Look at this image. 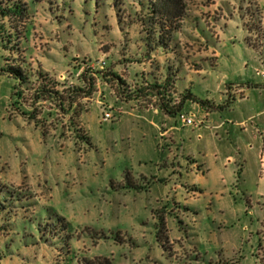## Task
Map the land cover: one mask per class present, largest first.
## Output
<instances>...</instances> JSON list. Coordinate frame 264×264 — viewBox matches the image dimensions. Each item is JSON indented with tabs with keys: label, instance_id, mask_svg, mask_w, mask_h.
<instances>
[{
	"label": "rangeland",
	"instance_id": "374dc122",
	"mask_svg": "<svg viewBox=\"0 0 264 264\" xmlns=\"http://www.w3.org/2000/svg\"><path fill=\"white\" fill-rule=\"evenodd\" d=\"M23 1V38L0 20V186L27 206L0 264H264V0H182L163 48L148 0ZM44 208L71 229L13 237Z\"/></svg>",
	"mask_w": 264,
	"mask_h": 264
},
{
	"label": "trees",
	"instance_id": "16d2710c",
	"mask_svg": "<svg viewBox=\"0 0 264 264\" xmlns=\"http://www.w3.org/2000/svg\"><path fill=\"white\" fill-rule=\"evenodd\" d=\"M63 2V6L66 7V2L70 3L68 4L70 6V11L73 12L74 8L71 3L74 2V0H61ZM114 5L113 8L118 12L119 9V2L117 0H113ZM150 5H148L149 11H144L146 14L148 12H152L153 18H159L158 22L162 23L158 26V33H155L157 36V42L156 45L159 47H166L168 45V42L172 39V34L175 30H178V25H172L170 22H174L175 20H181L184 15V5L182 3V0H148ZM89 2H95L96 9L99 11L102 0H83L82 5L88 4ZM65 4V5H64ZM144 6V5H143ZM146 7L144 8V10ZM30 13V6L29 3L23 0H0V20L5 22V20H9L10 23V29L14 30L16 33L19 34L20 38L24 37L25 31L19 30L18 25L21 23H24L29 18ZM156 20V19H155ZM163 20V21H162ZM14 22H16V25H13ZM169 22V23H168ZM157 25V23H156ZM176 26V27H175ZM5 23L0 25V36H2V31L5 32ZM153 35V34H152ZM151 35V36H152ZM15 36V35H14ZM12 36V33L8 34L9 40H7V44L11 42V39L14 37ZM155 36V35H154ZM153 36V37H154ZM145 40V39H144ZM2 41L5 42V46H7L6 41L4 38H2ZM148 47L152 49H155L154 47H151L150 43H148L145 40ZM146 48V47H145ZM148 50V49H147ZM3 74H6L10 78L15 79L18 81L19 86L22 85V82L26 80V72L22 65H18L17 67L8 66L6 69L3 68L1 70ZM170 79V78H169ZM90 86H93V83L90 84ZM143 89L147 90H153L157 92L159 95L162 94V90L165 89L164 85L156 83H148L147 87H144ZM162 89V90H161ZM141 92V89L138 90ZM46 90L43 88L42 93H45ZM19 94V93H18ZM162 100H164L162 98ZM74 102V100H71ZM186 101H193L200 105H204L205 101L199 100L196 98L191 92L185 93V95L182 98V102L180 105V110L182 109L181 106ZM60 106L63 107V103H60ZM163 110L168 114H174L175 112L171 111L169 106L164 102L163 103ZM34 204H31L33 206ZM27 203H25V198L20 197L19 194H16L14 191L6 188L4 185L0 186V218H2L3 214L5 212H8L10 209L14 208H23L26 207ZM30 206V207H31ZM41 212H44V215L41 214ZM26 224H23L19 230L15 231L13 234L14 238H17L19 235H21L20 240L25 243V245L28 244H39L41 242H48V237L52 238L55 237L62 232H68L71 229V226L69 223L65 222V219L61 216H59L55 210L52 208H44L39 209L38 212L32 213V215L27 218ZM6 231L5 227L0 226V233L2 231ZM69 237V235H67ZM68 239V238H67ZM15 240L12 239L10 243L4 244V246L0 245V263L12 252L10 251L15 244ZM12 244V245H11Z\"/></svg>",
	"mask_w": 264,
	"mask_h": 264
},
{
	"label": "built area",
	"instance_id": "2783aa9c",
	"mask_svg": "<svg viewBox=\"0 0 264 264\" xmlns=\"http://www.w3.org/2000/svg\"><path fill=\"white\" fill-rule=\"evenodd\" d=\"M180 119H181L182 124L185 126H190L193 124L192 117H189V116L182 114V115H180Z\"/></svg>",
	"mask_w": 264,
	"mask_h": 264
}]
</instances>
